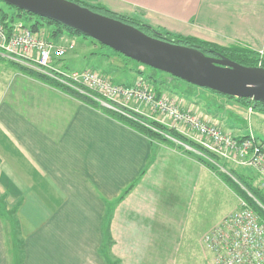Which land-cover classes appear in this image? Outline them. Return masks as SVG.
<instances>
[{
    "label": "crops",
    "instance_id": "0c3cea01",
    "mask_svg": "<svg viewBox=\"0 0 264 264\" xmlns=\"http://www.w3.org/2000/svg\"><path fill=\"white\" fill-rule=\"evenodd\" d=\"M89 2L171 33L264 54V0ZM0 59V264H175L206 168ZM107 216L112 244L104 256ZM19 238L17 261L9 247Z\"/></svg>",
    "mask_w": 264,
    "mask_h": 264
},
{
    "label": "built area",
    "instance_id": "2783aa9c",
    "mask_svg": "<svg viewBox=\"0 0 264 264\" xmlns=\"http://www.w3.org/2000/svg\"><path fill=\"white\" fill-rule=\"evenodd\" d=\"M72 47V42L64 47L54 45L41 34L32 32L20 19H0V53L3 56L46 73L79 92H84L83 88L95 91L115 110L140 112L142 106L152 110L169 119L178 131L186 129L184 133L198 139L207 149L254 169L264 179V141L251 133H233L225 129L204 118L195 107L184 105L180 97L163 91L157 94L153 85L148 86L141 78L132 84H117L90 69L68 71L53 64V57L61 56L66 48ZM201 243L210 253L211 264H264V220L241 199L237 210L203 234Z\"/></svg>",
    "mask_w": 264,
    "mask_h": 264
},
{
    "label": "rangeland",
    "instance_id": "374dc122",
    "mask_svg": "<svg viewBox=\"0 0 264 264\" xmlns=\"http://www.w3.org/2000/svg\"><path fill=\"white\" fill-rule=\"evenodd\" d=\"M89 2V0H84ZM0 8L10 12L6 5L0 2ZM110 9V8H109ZM113 11V10H112ZM117 12V11H114ZM120 13V12H117ZM124 14V13H121ZM128 15V14H124ZM131 16V15H128ZM136 18L135 16H131ZM25 24H29L33 17L21 15L18 17ZM137 19V18H136ZM46 29V26L42 30ZM43 32V31H42ZM67 39H71L74 42L72 49L66 51V53L59 59L69 70L80 71L82 69H90L98 73L108 76L116 83H134L138 79L145 82L148 86L153 85V89L157 94L154 84L147 82L145 76L152 75V78H156L158 81H163V92L171 96L180 97L183 99L184 105L195 107V109L204 117L209 118L211 121L221 125L217 119L214 121L211 115H221L225 120V123L232 126L230 127L233 133H251L258 139L264 141V111L257 110L256 108L248 114L247 109L242 105H238L235 101L226 99L218 94L211 93L209 90L187 84L182 80H178L172 77H166L162 71L154 70L146 65L139 64L129 59L111 52L105 48H99L97 44L92 42L89 38L85 39L80 35L67 36ZM56 45L64 44L63 39H55ZM95 51H103L109 53V56L95 55ZM3 60L0 59V62ZM142 71L143 76L136 73L135 70ZM151 74H147V73ZM166 77V78H165ZM154 78V79H155ZM130 83V84H132ZM208 95V96H207ZM208 97L206 100L204 98ZM102 100L103 98L100 97ZM140 112H136L131 109L121 110L125 112V115L134 119L142 121L143 126L154 129L153 123H157L175 130L181 133L188 139L197 143L198 145L207 149L198 139L193 138L192 135L184 133L186 129L181 132L173 128L171 122L166 117L155 113L145 107H139ZM207 110V111H206ZM211 113V114H210ZM216 118V116H215ZM222 121V120H221ZM183 132V133H182ZM211 153L215 154L212 150ZM218 155V154H217ZM220 163H217L219 169L223 172L230 173V167H233L238 173L255 177L254 184L259 183V186L264 185V179L256 177V171L248 166H241L233 162L229 158L218 155ZM225 163L226 166H223ZM206 171L200 181L199 189L195 195L194 201L188 212L187 224L185 226L184 234L181 241L178 244L176 263L175 264H211L210 253L206 250L201 243L202 236L205 232L217 225L225 216L232 213L239 208V201L244 198L238 196L233 192L213 171L206 168ZM231 174V173H230ZM235 178V176H233ZM247 202V201H246ZM247 204H249L247 202ZM252 207L251 205H249Z\"/></svg>",
    "mask_w": 264,
    "mask_h": 264
},
{
    "label": "trees",
    "instance_id": "16d2710c",
    "mask_svg": "<svg viewBox=\"0 0 264 264\" xmlns=\"http://www.w3.org/2000/svg\"><path fill=\"white\" fill-rule=\"evenodd\" d=\"M73 2H76L80 5L86 6L90 8L91 10L95 12H99L101 14L108 15L110 17L116 18L121 20L122 22H125L127 24L133 25L137 27L138 29L146 32L147 34L159 37L161 39L171 41L173 43L177 44H182L186 46H191L194 47L200 51H202L206 55H211L215 56L217 54H221L227 58H229L232 61L238 62L240 64L246 65V66H260L264 68V54L260 55L259 52H256L252 49H249L243 45H240L238 43H231L227 45H219L213 42L205 41L198 39L193 36H188V35H183V34H175L171 33L165 29L162 28H155L152 27L134 17L124 15L121 13H117L109 9L107 6H105L103 3L100 2H87L84 0H71ZM1 3L6 5L8 9H13L10 10V12L0 8V19L3 21L5 18L9 17L10 19H18L21 15H26L28 17H33L34 20L29 22L27 24L31 31L34 33L41 34L42 37L49 41L52 42L54 45L55 39H63L65 41L64 44H59L56 46L59 47H64L68 43L72 42L74 46V42L71 39H67L65 35L67 36H76L80 35L81 37L87 39L89 38L92 42L97 44L99 48H105L110 50L111 52L123 57L124 59H129L132 60L128 57L123 56L122 54L118 53L117 51L111 49L110 47H107L98 41L94 40L93 38L87 37L80 33L79 31L75 30L74 28H71L67 25L61 24L59 22H56L54 20L44 18L38 15H35L33 13H30L28 11H24L21 9H18L12 5H8L2 0H0ZM46 26V29L42 30L43 27ZM43 31V32H42ZM155 32H158V35L155 34ZM73 48V47H72ZM72 48H66L64 53L59 56V57H53L52 61L53 64L56 66L61 67L64 70L72 71L69 70L65 64H63L59 59L66 53L67 50L72 49ZM95 55L98 56H109V53L103 52V51H95ZM12 61V60H11ZM134 61V60H132ZM16 65H18L22 70L36 76L40 80L49 83L55 87L61 88L75 97L79 98L80 100L84 101L85 103H88L92 106L98 107L102 110H104L107 114L110 116L114 117L115 119L137 129L138 131L142 132L145 134L151 141V143L154 144H164L167 145L177 151H180L184 153L185 155L199 161L205 168L213 171L215 174L219 176V178L233 191L235 192L238 196L241 198H244L249 205L252 206L253 210L256 212V214L264 220V185L261 187L259 186V183L254 184L255 177L245 175L238 173V171L233 167H230L229 172L231 173H226L223 172L219 169L217 163H220V159L218 155L211 153L208 151V149H205L204 147L198 145L197 143L193 142L192 140L188 139L181 133L176 132L173 129H170L168 127H165L163 125L153 123L154 129H149L145 126H143L142 121H139L138 119H134L130 116L125 115L124 111H118L113 109L112 107L106 105L104 99L102 100L100 98V95H98L95 91L89 90L88 88H83L84 92H79L72 87L62 84L55 80L54 78L50 77L46 73H42L40 71H37L33 68H30L26 65H23L19 62L12 61ZM137 62V61H134ZM139 63V62H137ZM260 63V64H259ZM141 64V63H139ZM144 65V64H142ZM149 67V66H148ZM84 70V69H82ZM80 70V71H82ZM156 70V69H154ZM136 73L140 75L142 74V71L140 70H135ZM159 71V70H157ZM147 74H151L150 72ZM166 77H172L178 80H181L179 78H176L170 74L165 73ZM108 77V76H107ZM147 78V82L154 84L156 87V91L158 93L162 92L164 89V83L163 81H158L155 77L152 78V75H147L145 76ZM165 77V78H166ZM110 78V77H109ZM111 79V78H110ZM113 83V80H111ZM183 81V80H182ZM185 82V81H184ZM187 83V82H185ZM120 84V83H117ZM190 84V83H187ZM126 85V84H125ZM128 85V84H127ZM192 85V84H191ZM206 89V88H205ZM209 90L211 93L218 94L226 99L233 100L239 105H242L244 108H251V110H254L255 108L257 110L264 111V103L260 101H254L252 99L248 98H238V97H230L227 95L220 94L216 91ZM155 146V145H154ZM217 162V163H215ZM223 166H226L225 163H222ZM235 176V178L233 177ZM258 174H256V177ZM138 179V178H137ZM137 179L133 180L131 183H129L126 187H124L118 197L116 198L115 202L121 200L134 186L136 183ZM8 214L10 215V218L12 217L11 212ZM17 224H15L16 227ZM112 244V240L110 237L109 233V219L108 216L105 217L103 221V226H102V241L100 244V251L104 256L109 255L110 252V246ZM10 252H15L16 253V260L20 261V256L22 255V241L19 239H16L14 241L12 247H9Z\"/></svg>",
    "mask_w": 264,
    "mask_h": 264
},
{
    "label": "water",
    "instance_id": "95a60500",
    "mask_svg": "<svg viewBox=\"0 0 264 264\" xmlns=\"http://www.w3.org/2000/svg\"><path fill=\"white\" fill-rule=\"evenodd\" d=\"M8 5L67 25L153 69L230 97L264 103V68L147 34L71 0H2ZM158 35V32H155Z\"/></svg>",
    "mask_w": 264,
    "mask_h": 264
}]
</instances>
